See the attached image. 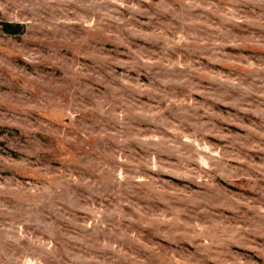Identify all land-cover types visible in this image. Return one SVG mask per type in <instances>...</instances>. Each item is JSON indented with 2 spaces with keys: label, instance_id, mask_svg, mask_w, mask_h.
Returning <instances> with one entry per match:
<instances>
[{
  "label": "rangeland",
  "instance_id": "374dc122",
  "mask_svg": "<svg viewBox=\"0 0 264 264\" xmlns=\"http://www.w3.org/2000/svg\"><path fill=\"white\" fill-rule=\"evenodd\" d=\"M0 264H264V0H0Z\"/></svg>",
  "mask_w": 264,
  "mask_h": 264
},
{
  "label": "trees",
  "instance_id": "16d2710c",
  "mask_svg": "<svg viewBox=\"0 0 264 264\" xmlns=\"http://www.w3.org/2000/svg\"><path fill=\"white\" fill-rule=\"evenodd\" d=\"M2 30L11 35H19L24 32V25L20 23L1 22Z\"/></svg>",
  "mask_w": 264,
  "mask_h": 264
}]
</instances>
